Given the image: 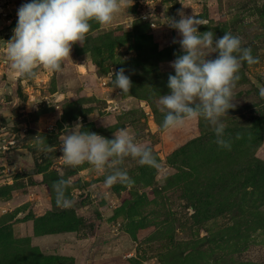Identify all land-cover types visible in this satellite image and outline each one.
<instances>
[{
    "label": "rangeland",
    "instance_id": "1",
    "mask_svg": "<svg viewBox=\"0 0 264 264\" xmlns=\"http://www.w3.org/2000/svg\"><path fill=\"white\" fill-rule=\"evenodd\" d=\"M29 2L0 0V264H77L90 242V264H264V0H133L110 25L90 21L61 71L21 77L4 42ZM178 12L200 19L201 33L238 37L257 59L242 63L223 118L230 149L203 118L161 127L159 96L183 54L164 23ZM120 68L129 94L112 84ZM76 124L108 139L131 130L159 167L125 158L134 183L107 186V172L65 165L60 137ZM60 178L71 208L56 204Z\"/></svg>",
    "mask_w": 264,
    "mask_h": 264
},
{
    "label": "clouds",
    "instance_id": "2",
    "mask_svg": "<svg viewBox=\"0 0 264 264\" xmlns=\"http://www.w3.org/2000/svg\"><path fill=\"white\" fill-rule=\"evenodd\" d=\"M132 3L133 0H31L22 4L17 10L13 35L4 42L11 69L21 77L35 75L34 69L40 66L50 72L61 71L63 63L71 60L72 46L86 41L90 21L110 25ZM177 14L179 20L166 17L164 23L182 37L179 45L183 54L170 62L175 74L168 76L169 94L159 96L160 111L165 114L161 127L174 130L186 121L203 118L212 127L217 145L230 149V141L224 138L223 118L235 108L233 90L242 63L254 64L257 59L251 48L242 47L240 39L231 33L215 38L212 31H198L203 22L197 17ZM212 53L216 57L208 58ZM112 76L114 89L129 94L132 82L125 70L120 68ZM260 94L264 96V88ZM81 127L76 124L60 137L65 165L78 167L88 163L100 174L107 172V186L134 183L122 168L125 158L131 157L141 166L159 167L151 149L137 143L131 130L121 128L108 139L78 131ZM69 183L63 178L54 182L57 206H73V200L66 195Z\"/></svg>",
    "mask_w": 264,
    "mask_h": 264
},
{
    "label": "water",
    "instance_id": "3",
    "mask_svg": "<svg viewBox=\"0 0 264 264\" xmlns=\"http://www.w3.org/2000/svg\"><path fill=\"white\" fill-rule=\"evenodd\" d=\"M6 130H7V127L1 126V124H0V133L4 132ZM93 248H94L93 242H90L85 247H83L80 250V256H79L77 264H90V258H91Z\"/></svg>",
    "mask_w": 264,
    "mask_h": 264
},
{
    "label": "built area",
    "instance_id": "4",
    "mask_svg": "<svg viewBox=\"0 0 264 264\" xmlns=\"http://www.w3.org/2000/svg\"><path fill=\"white\" fill-rule=\"evenodd\" d=\"M8 143H11V142L8 141ZM8 143H7V144H8ZM0 146L3 147V148H5V147H6V144H1Z\"/></svg>",
    "mask_w": 264,
    "mask_h": 264
},
{
    "label": "trees",
    "instance_id": "5",
    "mask_svg": "<svg viewBox=\"0 0 264 264\" xmlns=\"http://www.w3.org/2000/svg\"><path fill=\"white\" fill-rule=\"evenodd\" d=\"M51 204H52V206H54V203H53V201L51 202ZM93 225V224H92Z\"/></svg>",
    "mask_w": 264,
    "mask_h": 264
},
{
    "label": "crops",
    "instance_id": "6",
    "mask_svg": "<svg viewBox=\"0 0 264 264\" xmlns=\"http://www.w3.org/2000/svg\"><path fill=\"white\" fill-rule=\"evenodd\" d=\"M47 206H49V203L47 204Z\"/></svg>",
    "mask_w": 264,
    "mask_h": 264
}]
</instances>
